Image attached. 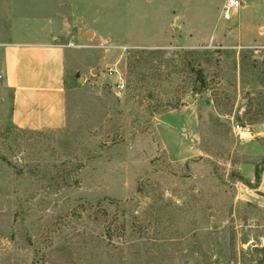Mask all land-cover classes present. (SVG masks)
<instances>
[{
	"label": "rangeland",
	"instance_id": "rangeland-1",
	"mask_svg": "<svg viewBox=\"0 0 264 264\" xmlns=\"http://www.w3.org/2000/svg\"><path fill=\"white\" fill-rule=\"evenodd\" d=\"M241 1L0 0V44L69 51L62 131L14 126L0 80V264H264V0Z\"/></svg>",
	"mask_w": 264,
	"mask_h": 264
},
{
	"label": "crops",
	"instance_id": "crops-1",
	"mask_svg": "<svg viewBox=\"0 0 264 264\" xmlns=\"http://www.w3.org/2000/svg\"><path fill=\"white\" fill-rule=\"evenodd\" d=\"M28 38L0 44L1 83L9 94L10 119L24 130L62 131L68 124L69 51L47 29L31 32Z\"/></svg>",
	"mask_w": 264,
	"mask_h": 264
},
{
	"label": "built area",
	"instance_id": "built-area-1",
	"mask_svg": "<svg viewBox=\"0 0 264 264\" xmlns=\"http://www.w3.org/2000/svg\"><path fill=\"white\" fill-rule=\"evenodd\" d=\"M242 6L241 0H227L224 7V18L229 19L234 9H238ZM3 79V75L0 73V80Z\"/></svg>",
	"mask_w": 264,
	"mask_h": 264
},
{
	"label": "trees",
	"instance_id": "trees-1",
	"mask_svg": "<svg viewBox=\"0 0 264 264\" xmlns=\"http://www.w3.org/2000/svg\"><path fill=\"white\" fill-rule=\"evenodd\" d=\"M258 177H259V175H258Z\"/></svg>",
	"mask_w": 264,
	"mask_h": 264
}]
</instances>
